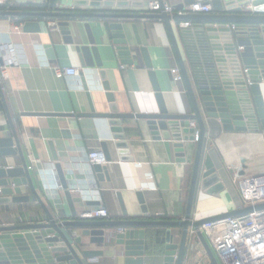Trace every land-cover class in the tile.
I'll return each instance as SVG.
<instances>
[{
  "label": "crops",
  "instance_id": "obj_1",
  "mask_svg": "<svg viewBox=\"0 0 264 264\" xmlns=\"http://www.w3.org/2000/svg\"><path fill=\"white\" fill-rule=\"evenodd\" d=\"M72 2L73 0H56L54 9L74 10L75 13H141L138 8L119 11L81 8L73 6ZM44 3L48 4V1L41 0L39 5ZM13 5L17 8L15 11L43 12L25 10L24 7L27 6H39L33 2L20 6L12 0ZM151 9L149 13L159 12L157 7ZM47 11L48 9L44 12ZM8 17L0 16V43L13 47L17 65L7 69V76L1 80V84L23 158L18 154L0 158V167H21L23 162L27 166L32 158L37 160L38 164H34L30 171L33 187L46 210L59 220H78L83 211L94 207L105 208L108 221H147L161 218L179 221L175 220L177 217H181V220L185 213L189 187L186 178L192 169L195 143H188L186 162L179 164L171 142L152 140L147 131L142 129L141 122L125 120L122 129L131 160L120 161L105 120L78 116L88 113L90 104L96 111L100 110L97 104L99 100H104L105 92L102 88L104 82L98 75L99 70L80 67L74 46L64 43L58 29L48 26L49 21L58 23L59 20L19 17L23 18L20 22L22 25L29 21H38L40 24L39 32H25L22 28L20 31H13V23ZM107 23L111 21L97 20V23L92 24L99 29ZM125 23L137 25L139 39L147 48L152 65L150 71L154 74L155 84L168 113L189 114L191 109L188 98L182 80H177V74L180 73L162 21L131 19ZM97 29H94L95 36ZM108 35L110 38V34ZM126 38L130 44L133 43L134 37L129 26ZM105 43L110 45L107 51L101 53L103 70L106 72L105 83L109 86V93L115 96L119 112L139 115L156 113L158 107L153 89L154 80L148 75L149 70L137 59L132 66L123 65L107 38ZM0 55L3 56L1 48ZM120 66H124V69ZM72 67L78 70V77H56L54 74L55 68ZM80 73L89 87L87 91L82 87ZM262 97L264 100V87ZM104 102L102 104L106 108ZM262 134L263 131L246 135L226 133L218 120L209 125L204 156L208 155L217 168L224 191L219 197H212L197 189L192 219L213 217L241 208L239 191L232 180L233 171L241 166L243 176H251L264 168V163L256 164V161L264 159ZM10 136L11 129L2 107L0 138ZM102 143L106 145L110 161L104 166L108 180L100 182L92 167L87 164V155L92 151L103 153ZM51 148L55 150L63 167L69 188L78 189L77 193H72L77 219L70 217L54 169ZM241 160H244L243 164L240 163ZM21 192L30 197L29 202L0 205V225L47 220L42 206L36 202L29 187L22 186ZM136 194L142 195L146 214L142 213ZM117 195L121 197L125 215L122 214ZM168 228H144L143 264H164L165 233ZM170 228L171 240L178 244L180 230ZM76 234L79 235L78 230ZM188 240L184 264H211L198 239L194 236L188 237ZM80 249L102 252L100 256L84 259L76 248L83 264H124L119 248L113 243L91 244L89 238L83 237Z\"/></svg>",
  "mask_w": 264,
  "mask_h": 264
},
{
  "label": "water",
  "instance_id": "obj_2",
  "mask_svg": "<svg viewBox=\"0 0 264 264\" xmlns=\"http://www.w3.org/2000/svg\"><path fill=\"white\" fill-rule=\"evenodd\" d=\"M17 5L33 2L36 5L41 0H14ZM155 2L158 13H149L145 6ZM208 3L211 12L208 14H181L184 8L196 3ZM56 0H48L47 12L10 11L0 15L9 17H36L57 19L59 22L53 29H58L63 42L74 46L79 58L80 67L97 68L99 78L104 82L102 88L104 100H99L97 106L90 104L89 112L79 114V117L105 120L113 146L120 161L131 160L128 145L122 129L123 121L135 120L143 124L144 131L155 141L172 143L176 162H186L188 143H195L192 161V171L186 197L185 213L179 221L163 220H59L49 213L35 192L30 172L23 162L21 167H0V205L28 203L29 196L22 195L21 187L28 186L31 194L40 204L46 214L44 222H26L18 225H0V264H83L77 250L84 259L100 256L101 251L81 250L82 238H89L91 244L113 243L119 248V254L124 258V264H143L144 239L146 227H169L165 233L164 264H184L187 248L188 231L193 228L195 237L201 243L211 264H218L216 257L207 242L199 232L203 224L240 217L252 212L264 210V202L253 206L241 207L213 217L192 220L191 214L197 189L203 194L219 197L224 191L219 172L210 157L204 156V146L209 125L218 120L226 133L254 134L264 133V0H73V6L103 10L141 9L139 14L129 13H93L78 12L64 14L53 11ZM168 3L173 13L164 11ZM250 6V11L244 8ZM69 17V20L60 18ZM141 19L162 21L165 26L169 44L175 57L177 67L185 88L190 106L189 114H169L163 98L155 84L154 74L150 71L147 48L141 43L137 25L126 24V20ZM97 20H109L103 28H96ZM191 22L190 27H181L180 23ZM233 26L227 27V26ZM133 34V43L126 38L127 27ZM25 32H39L40 24L25 22L22 27ZM94 29H97L96 36ZM110 34V38L109 35ZM107 36V37H106ZM114 46L116 56L121 58L123 65L132 66L135 59L149 70L153 78V89L156 93L157 112L151 114L120 113L113 93L105 83L106 72L103 70L101 53L108 50L109 44ZM77 40V41H75ZM241 48V50H239ZM3 61L0 58V66ZM246 70V72H244ZM82 87L89 89L82 79ZM250 84H247L246 80ZM101 99V98H100ZM0 101L11 129L10 137L0 138V158L18 154L23 158L20 142L12 126V120L2 91L0 80ZM105 101V102H104ZM106 104V108L102 104ZM193 122L195 128L189 124ZM51 147V146H50ZM107 162L110 161L105 143L101 144ZM52 159L55 162V172L63 196L68 206L70 217L77 219L73 205L72 194L65 172L55 150L51 148ZM240 163H244L241 160ZM264 163V159L256 164ZM100 182L108 180L105 167H92ZM262 168L259 170L261 171ZM243 171L239 173L243 176ZM122 214L125 215L120 195H117ZM143 214L147 209L141 194H136ZM86 205H89L86 203ZM170 227L180 230L178 244L171 240ZM79 231V235L76 231ZM121 230V231H119Z\"/></svg>",
  "mask_w": 264,
  "mask_h": 264
},
{
  "label": "built area",
  "instance_id": "obj_3",
  "mask_svg": "<svg viewBox=\"0 0 264 264\" xmlns=\"http://www.w3.org/2000/svg\"><path fill=\"white\" fill-rule=\"evenodd\" d=\"M167 4V3H166ZM164 5V11L168 14L173 13V8L168 4ZM0 7H3L5 12H10L12 0H0ZM157 7L155 2H150L145 6V10L149 12L151 8ZM252 8L246 6L245 11H250ZM211 12V6L208 3L196 2L181 12V14L200 13L208 14ZM13 23V22H12ZM56 21H49L50 28L56 27ZM22 24L13 23L12 30L20 31ZM181 27H190V22L180 23ZM233 28V26H227ZM3 56L0 58L3 65L0 66V80L6 78L7 69L17 65L15 59V51L11 45L0 43ZM241 50V48H239ZM124 69V66H120ZM246 72V70H244ZM56 77L75 78L78 77L76 68L54 69ZM177 80L181 81V76L177 74ZM250 84L249 80H246ZM191 128H195V124H189ZM264 141V133L262 134ZM38 164L35 159L30 160L27 165V171L33 170V165ZM87 164L90 167L94 165L104 167L107 164L105 156L99 151H92L87 155ZM241 166L233 171V182L237 185L241 207L253 206L264 202V168L256 175L240 176L242 171ZM69 192L77 193L78 189L69 188ZM1 193V188H0ZM79 218L82 220H108L109 216L105 208L94 207L83 211ZM194 220V219H192ZM121 231V230H119ZM199 232L207 242L210 250L217 259L218 264H264V210L252 212L244 216L229 218L222 221H213L203 224L199 227ZM196 231L189 228L188 237H194Z\"/></svg>",
  "mask_w": 264,
  "mask_h": 264
},
{
  "label": "trees",
  "instance_id": "obj_4",
  "mask_svg": "<svg viewBox=\"0 0 264 264\" xmlns=\"http://www.w3.org/2000/svg\"><path fill=\"white\" fill-rule=\"evenodd\" d=\"M45 1H48V0H45ZM24 8H25V10L34 9L36 11L38 10V11H43L44 12L45 10H47L48 5L46 3H44V4L39 5V6H27V7H24ZM11 10L15 11V10H17V8L13 5L11 7ZM53 11H57V12L64 13V14L75 13L74 10L72 11V10H57V9H53ZM3 12H5L4 8L0 7V13H3ZM0 16H4V15H0ZM8 18L11 20V22L17 23V24H19L23 20V18H19V17H8ZM60 20H69V17H63V18H60ZM1 110H2V105H1V102H0V111ZM191 171H192V169H190V171L187 173V178H186L187 184H189V182H190ZM180 218L181 217H177L175 220H180ZM158 219H160V218H158ZM160 220L166 221V219H162V218Z\"/></svg>",
  "mask_w": 264,
  "mask_h": 264
}]
</instances>
